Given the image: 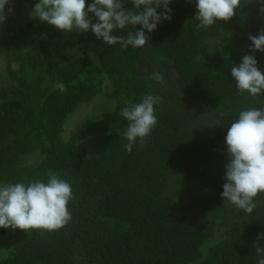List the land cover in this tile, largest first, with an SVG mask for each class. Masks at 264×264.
I'll return each mask as SVG.
<instances>
[{"label":"trees","instance_id":"16d2710c","mask_svg":"<svg viewBox=\"0 0 264 264\" xmlns=\"http://www.w3.org/2000/svg\"><path fill=\"white\" fill-rule=\"evenodd\" d=\"M34 3L12 0L13 14H28ZM170 7L172 19L158 25L145 49L109 47L91 33L64 34L28 17L17 70L5 56L9 82L0 88V182L29 183L46 180L50 170L60 173L72 185L71 220L53 232L0 229L7 238L0 264H257L253 245L264 234V196L250 215L231 205L232 220L213 258L203 259L214 227L186 202L173 200L167 183L169 175H183L193 187L220 196L230 116L241 107H264V97L237 94L229 65L249 52L248 37L264 30V14L256 0H242L229 21L204 31L192 20L194 3L174 0ZM162 43L170 46L169 85L154 94L161 98L158 124L143 144L125 152L127 121L119 112L152 93L148 77L157 68L146 53ZM8 53L0 43V56ZM255 55L264 72V53ZM57 82L65 84L64 93L54 87ZM105 89L107 104L97 103L99 116L63 141L66 118ZM193 110L214 113L224 124L212 136L201 135ZM91 134L104 139L98 155L86 156L79 143ZM35 152L42 156L38 163L26 165Z\"/></svg>","mask_w":264,"mask_h":264},{"label":"clouds","instance_id":"9594fccd","mask_svg":"<svg viewBox=\"0 0 264 264\" xmlns=\"http://www.w3.org/2000/svg\"><path fill=\"white\" fill-rule=\"evenodd\" d=\"M174 0H35L29 10L31 19L46 23L64 34L91 33L106 46L120 45L124 49L149 48L151 34L158 25L172 19L170 5ZM195 4L192 20L198 30L208 31L220 21L227 22L241 6L242 0H186ZM12 0H0V30L13 14ZM264 14V0H256ZM130 5V7H129ZM139 26V28H137ZM249 52L239 63L229 65L233 85L239 96L264 97V72L255 53H264V30L248 37ZM150 78L164 84L162 72ZM54 87L66 91L63 82ZM158 95L146 93L139 102L128 103L119 116L127 121L122 133L131 152L137 143L143 144L158 124ZM231 117L224 138L227 163L224 167L223 202L235 206L246 215L257 208V198L264 196V107H241ZM226 123V122H225ZM224 123H217L220 125ZM73 199L72 185L60 173L49 171L47 178L24 182H0V229L53 232L71 220L68 208ZM264 234L253 247L257 264H264Z\"/></svg>","mask_w":264,"mask_h":264},{"label":"rangeland","instance_id":"374dc122","mask_svg":"<svg viewBox=\"0 0 264 264\" xmlns=\"http://www.w3.org/2000/svg\"><path fill=\"white\" fill-rule=\"evenodd\" d=\"M25 14L26 15H10L6 24L3 25L2 30H0V43L7 46V49L9 50L7 55L0 56V88L6 86L9 82L6 70V65L8 63L5 56H9L8 59L11 61L10 66L12 70H17L19 65L16 63V58H19L25 52V48H22L20 45V42L22 40L25 42V38H27V35L23 32L24 30H22L29 17L27 13ZM211 44L212 48L215 49V42L211 41ZM169 47L168 43H162L146 53L149 60L155 64L157 72H162L165 78V83L160 84L152 80L150 76L148 77L152 89L151 94L160 93L169 85L167 79L169 68L168 63L165 60L166 50ZM107 93L108 90L105 89V93L98 97L96 101L88 105H80L74 113L66 118L63 132L60 135V138L63 141H68L74 134H76L86 120L99 116L100 112L97 110V103L103 102L107 104L105 100ZM193 114L195 115V125L198 127L200 134L212 136L217 127V125L214 124L219 123L218 116L214 113L198 110H193ZM102 139H104V135L91 134L79 143V149L86 156L98 155V145L102 142ZM38 156H41V154L35 152L26 157L24 163L28 166H33L38 163L40 159ZM167 191L173 200H182L186 202L197 212L203 221L213 225L214 236L202 251L203 259H212L213 247L222 240L224 233L232 220V215L230 213L231 205L223 202L221 196L215 193L193 187L187 182L183 175H169ZM6 242V237H0V253L3 251V246Z\"/></svg>","mask_w":264,"mask_h":264}]
</instances>
